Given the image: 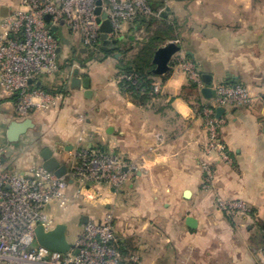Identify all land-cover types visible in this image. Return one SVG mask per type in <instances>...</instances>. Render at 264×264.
I'll return each mask as SVG.
<instances>
[{"label": "crops", "instance_id": "1", "mask_svg": "<svg viewBox=\"0 0 264 264\" xmlns=\"http://www.w3.org/2000/svg\"><path fill=\"white\" fill-rule=\"evenodd\" d=\"M163 1L168 15L187 7L189 20L179 58L174 56L167 74H154L161 81L154 96L137 103L122 92L116 82L122 56L114 62L110 56L73 60L76 46L65 41L61 71L39 79L52 91L65 87L64 97L56 108L34 112V128L18 142L9 140V128L24 120L16 115V98L0 82V161L12 172H23L43 164L45 148L68 170L83 153L125 160L129 178L121 190L100 186L92 200L83 192L74 205L48 208L58 223L79 225L80 232L85 216L97 221L113 214L123 264H259L264 247V0ZM20 5L21 0H0V14L2 7L8 9L6 18L0 16V32ZM167 14H162L166 20ZM67 37L77 36L67 30ZM87 53L80 49L79 55ZM179 55L195 65L204 88L214 94L219 84L241 85L254 98L250 106L223 108L221 139L232 162L214 158L215 183L209 190L203 188L207 134L201 109L211 98L189 101L201 93L190 88ZM75 76L90 79V97L83 85L72 86ZM69 182L72 195L75 182ZM217 196L245 202L251 214H225ZM188 217L198 221L196 229L188 226Z\"/></svg>", "mask_w": 264, "mask_h": 264}, {"label": "built area", "instance_id": "2", "mask_svg": "<svg viewBox=\"0 0 264 264\" xmlns=\"http://www.w3.org/2000/svg\"><path fill=\"white\" fill-rule=\"evenodd\" d=\"M98 2H102V11L108 14L113 27L108 35L110 39L124 36L139 15L153 13L148 0H21L20 9L1 25L0 82L8 95L16 98V115L20 120L30 118L39 110L56 108L64 97L62 91L50 92L39 87L40 78L61 71V43L51 28L68 26L80 34L87 51L94 50L95 43L102 41L101 22L95 13ZM48 15L51 16L49 22ZM142 31L137 30L135 36ZM179 63L202 94L201 73L190 61L181 59ZM133 78L124 75L119 79ZM159 89V84H154V93ZM214 90L211 103L201 111L207 134L202 157V167L206 171L203 188L206 190L214 187V158L228 164L232 162L221 139L225 119L217 117L218 108L250 106L254 100L251 92L241 85L219 84ZM129 168L125 160L98 153L81 154L80 162L72 163L65 177L47 171L43 164L32 165L23 172H12L0 161V264H123L111 213L101 220L88 221L86 229L77 235L71 243L73 248L66 254L41 247L35 230L39 225L47 231L56 226L58 222L48 211L53 204L67 207L72 198H79L83 192L94 194L100 186L121 190L129 178ZM69 178L79 185L72 195ZM216 203L230 216L251 214L241 200L217 196Z\"/></svg>", "mask_w": 264, "mask_h": 264}, {"label": "water", "instance_id": "3", "mask_svg": "<svg viewBox=\"0 0 264 264\" xmlns=\"http://www.w3.org/2000/svg\"><path fill=\"white\" fill-rule=\"evenodd\" d=\"M102 2H98V8L96 9L95 13L99 17L98 21L101 22V40L104 45H117L122 42L125 37H118L115 39H110L109 34L113 32L112 24L109 20L108 14L104 13L101 8ZM1 18H6L8 16V9L6 7L1 8ZM51 16H46L47 22H49ZM64 25V22L61 23ZM49 27V25L47 26ZM51 31L56 35L57 39H60L57 35L59 31V27H52ZM181 46L175 41H169L165 45L159 47L153 57L152 63L154 64L155 68L153 69V73L155 75H165L171 69V63L174 56L180 52ZM119 56V55H117ZM238 83L239 81L236 80ZM33 81L31 80L30 83ZM79 85H83L86 89L85 95L90 97L92 95V91L90 89V79L84 78L80 79L78 76H75L72 79V86L75 88ZM203 95L206 98L213 97V91L211 88L206 87L202 90ZM224 113L223 108H218L217 110V117H221ZM35 124L33 121L28 118L21 122H13L9 128L8 138L11 142H18L21 135L25 134L29 129L34 128ZM41 158L43 159V167L50 172L55 173L58 177H65L68 174V166L66 164H61V162L56 158L54 152L50 148H45L41 152ZM89 221V217L85 216L83 218V222L86 224ZM187 224L190 228L196 229L198 226V221L193 217L187 218ZM69 225L67 223H57L56 226L52 229L47 231L43 225H39L35 230V236L37 243L52 252H57L61 254H66L69 252L73 245L69 242L67 238V231ZM264 230V228H263ZM77 253V252H76Z\"/></svg>", "mask_w": 264, "mask_h": 264}, {"label": "trees", "instance_id": "4", "mask_svg": "<svg viewBox=\"0 0 264 264\" xmlns=\"http://www.w3.org/2000/svg\"><path fill=\"white\" fill-rule=\"evenodd\" d=\"M149 5L153 12H157L160 8L164 7L165 3L163 0H148ZM163 17V16H162ZM153 15H139L132 24L129 25V33L124 34L125 39L134 42V35L133 33L137 30L148 28L150 27L151 23L154 21ZM162 27L158 29V31L153 34V36L149 37L144 43L141 44V48L139 49L138 54L132 60H124L123 58L120 60L119 63V75H132L134 77L133 80H121L119 82L120 88L122 92L129 97H131L137 103H145L148 101L152 96L155 95L154 89V80L155 77L153 73V69L155 68L154 64L152 63L154 54L156 50L171 40H176L178 37L174 34L175 26L173 24H168V20L164 17L162 18ZM59 36V40H62L61 34L57 33ZM124 39V40H125ZM124 40L122 42H124ZM117 45H104L102 41H98L95 43V49L89 50L91 56L87 58L85 61L90 60H99L102 61L108 56H111L115 51L120 49L121 43ZM61 43V42H60ZM94 52H100L103 54V57H95ZM75 60V58H72ZM80 60V58L76 59ZM81 61V60H80ZM84 62V61H83ZM205 84V78L203 79ZM39 87L50 91L49 86L47 84H39ZM191 89H198L197 85L194 82L190 83ZM65 91V87H61V90ZM200 98L203 97V93L200 94L199 98H192L189 99L190 102H197L200 103ZM203 108L201 109V111Z\"/></svg>", "mask_w": 264, "mask_h": 264}, {"label": "rangeland", "instance_id": "5", "mask_svg": "<svg viewBox=\"0 0 264 264\" xmlns=\"http://www.w3.org/2000/svg\"><path fill=\"white\" fill-rule=\"evenodd\" d=\"M167 1H169V0H165V2H167ZM162 8H160L157 12H153L152 13V15L154 17L153 18L154 21L151 23L150 27L143 28L142 29L143 31L140 32V34L137 35V36H135V33L133 34L134 35V42H129V41H127V39H125L126 40V43L124 45H122L120 47V49H118L117 51H115L110 56L111 57L110 58L111 59V62H114V59L116 58L117 55L122 56V58L124 60H132V59H134L136 57V55L139 52V49L141 48V44L144 43L149 37L153 36V34H155L158 31V29L163 26L162 25V21H161L162 18H163L162 17L163 16L162 14H163V12L165 14H167V12H166V9H163L162 10ZM177 12H178L176 14L177 16H175V15H168L167 14L168 15L167 17H169L167 22H168V24H173V26H175L174 34L178 38L176 40H174V41L177 42V43H179V45L181 46L182 43H183L182 42V36L183 37L186 36V31H187V26H188L187 24H188V20H189V11H188V8L186 7V9H180ZM67 30L72 33L73 38H75L76 36L77 37L75 39H73V40L69 39L70 37H67ZM59 33L62 36L61 43H65V41H66V43H68L69 45H71V43L72 44H75V46H76V52L75 53H72V55H73L72 58H75V60L78 59V58H80V60L85 61L87 58H89L91 56V54H93L90 51H87L88 52L87 55H83V56H80L79 55L80 49H86V46H85V44H83V43L80 44L78 42L79 37L81 38L80 34L74 32L68 26H64V29L59 30ZM127 33H129V29H127ZM94 56L101 58V57H103V54L100 53V52H94ZM179 56H183L182 59H185L186 58L184 55H179ZM175 58H179V57L177 55H175ZM94 61H99V60H94ZM183 72H185V71L183 70ZM186 75H187V73H186ZM187 77H188V75H187ZM119 78H120V75L118 74L117 77H116V82L118 84L121 81ZM153 80H154L153 81L154 84H160L161 83L160 78L153 77ZM191 82L192 81L189 79V84ZM55 92H60V91H56L55 90ZM78 187H79V185L77 183H75L74 184V187H73V190L76 191L78 189ZM69 189H70V187H69ZM87 198H88V200H92L93 199V194L92 193H88ZM78 199L79 198H77V199L76 198L75 199L72 198L71 204L74 205L76 203V201H78ZM246 206L251 210V207L248 204H246ZM238 214H240V213H238ZM243 215H245V214H243ZM248 215L249 214H246L245 216H248ZM79 218L80 217H78V219H77L78 220V223H80V221H81ZM89 221H92L93 222V220H89ZM260 221H262V230H263V228H264V220L261 219ZM87 225L88 224H84L83 230L86 229ZM80 229H81V227L79 225H76V224H70L69 225V228H68V231H67V238H68L69 242L72 243V242H74L76 240V237H77V235L80 232ZM263 232H264V230H263ZM259 264H264V247L259 252Z\"/></svg>", "mask_w": 264, "mask_h": 264}]
</instances>
